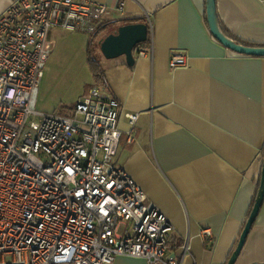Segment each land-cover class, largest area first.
<instances>
[{"label": "crops", "instance_id": "1", "mask_svg": "<svg viewBox=\"0 0 264 264\" xmlns=\"http://www.w3.org/2000/svg\"><path fill=\"white\" fill-rule=\"evenodd\" d=\"M15 0H0V14ZM107 8L103 23L145 21L144 57L102 59L94 86L121 106L115 163L173 227L168 253L182 264H226L256 193L264 147V58L211 35L206 0H80ZM221 32L264 45V0H215ZM53 32L50 34V38ZM105 35L100 36L103 39ZM173 54L187 67L170 70ZM126 114H137L133 128ZM212 236L203 240L200 230ZM112 264H148L117 257ZM235 264H264V200Z\"/></svg>", "mask_w": 264, "mask_h": 264}, {"label": "built area", "instance_id": "2", "mask_svg": "<svg viewBox=\"0 0 264 264\" xmlns=\"http://www.w3.org/2000/svg\"><path fill=\"white\" fill-rule=\"evenodd\" d=\"M106 15L80 0H15L0 14V264H182L189 251L168 253L171 223L115 163V98L93 87L64 114L36 110L50 34L91 36ZM168 66L186 68V58ZM125 117L133 128L138 115ZM200 236L211 239L210 228Z\"/></svg>", "mask_w": 264, "mask_h": 264}, {"label": "rangeland", "instance_id": "3", "mask_svg": "<svg viewBox=\"0 0 264 264\" xmlns=\"http://www.w3.org/2000/svg\"><path fill=\"white\" fill-rule=\"evenodd\" d=\"M89 37L79 32L53 31L48 39L50 55L38 87L37 111L64 114L97 85L87 64ZM93 49L101 62L103 57L98 47L94 45Z\"/></svg>", "mask_w": 264, "mask_h": 264}, {"label": "water", "instance_id": "4", "mask_svg": "<svg viewBox=\"0 0 264 264\" xmlns=\"http://www.w3.org/2000/svg\"><path fill=\"white\" fill-rule=\"evenodd\" d=\"M206 17L209 31L213 38L224 48L239 55L264 58V47H246L239 45L225 36L218 27L216 19L215 0H206ZM149 27L146 24H130L120 26L116 32L107 35L100 41L99 51L106 60H114L120 57L125 58L128 67L135 64L133 52L148 41ZM138 46V47H137ZM261 190L257 197L251 213L239 236L237 246L231 254L227 264H235L247 236L257 218L264 200V156L262 160Z\"/></svg>", "mask_w": 264, "mask_h": 264}, {"label": "trees", "instance_id": "5", "mask_svg": "<svg viewBox=\"0 0 264 264\" xmlns=\"http://www.w3.org/2000/svg\"><path fill=\"white\" fill-rule=\"evenodd\" d=\"M139 23L146 24L144 20L139 19V20H125V21L122 22V25L139 24ZM118 28L119 27H112V26H110V24L103 23L99 27L97 32L95 34L91 35L89 37V39H88L87 49H86L87 64L89 66V70H90V73H91V75L93 77V80L95 81L96 84H104V79H103V75H102L100 60H99V58H97L95 56V52L93 51L94 50L93 46L96 45L98 47V49H99L100 41L102 40V39H99L100 36L105 35L104 37H106L107 35L116 32ZM224 35L227 36L229 39H231L233 42H235V43H237L239 45H242V46H246V47H264V45H258V44H252V43L243 42V41L235 38L234 36L230 35L227 32H225ZM148 38H149V34H148ZM263 156H264V147H263V150H262V156H261L262 159L261 160H263ZM261 174H262V168H261ZM261 174H260V176L258 178L256 193H255V195L253 197V200L251 202V206H250V208L248 210L245 222L242 225L241 232H242V230L244 228V225H245V223H246V221H247V219H248V217H249V215L251 213V210H252V208L254 206V203H255L257 197L259 196V193H260V190H261V183H260ZM237 242H238V240H237ZM235 248H236V244H235ZM235 248L233 249V251L235 250ZM233 251H232V253H233Z\"/></svg>", "mask_w": 264, "mask_h": 264}]
</instances>
